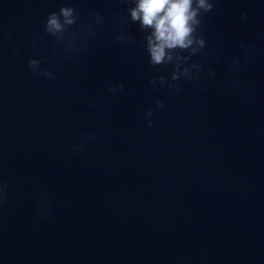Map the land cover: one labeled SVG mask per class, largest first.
Masks as SVG:
<instances>
[{
	"label": "water",
	"instance_id": "obj_1",
	"mask_svg": "<svg viewBox=\"0 0 264 264\" xmlns=\"http://www.w3.org/2000/svg\"><path fill=\"white\" fill-rule=\"evenodd\" d=\"M62 4L76 32L89 12L104 17L70 55L43 31ZM126 7L0 0V264H264V0H216L202 18L206 48L189 61L199 75L178 94L148 82L170 67L113 38L122 20L142 39ZM241 43L247 60L230 70ZM85 133L96 140L73 151Z\"/></svg>",
	"mask_w": 264,
	"mask_h": 264
},
{
	"label": "clouds",
	"instance_id": "obj_2",
	"mask_svg": "<svg viewBox=\"0 0 264 264\" xmlns=\"http://www.w3.org/2000/svg\"><path fill=\"white\" fill-rule=\"evenodd\" d=\"M126 7L127 19L135 24L142 34L139 41H131L123 31L124 22L118 21L120 30L113 34L118 43H138L144 50L147 62L150 66L170 67L169 74H159L149 79V84L167 86L174 94L181 92L179 80H192L199 75L201 65L195 61L189 62L192 57L201 54L206 48V40L201 34V24L204 14L211 12L216 0H121ZM90 23L80 32L73 31L77 24L78 14L70 4H62L58 11H51L43 21V31L54 38L57 45L64 42L65 53H76L77 43H83L93 37V26H99L104 22V17L98 12L88 13ZM116 20V17H113ZM241 20H246V15L241 13ZM35 45L36 41H32ZM245 52L240 58L233 59L230 70L239 66L241 59L247 60V46L241 43ZM27 66L31 72L45 79H53V73L47 68L41 67L39 59H29ZM211 69L207 75L212 76ZM235 87H240L239 81H231ZM123 85H108V92L117 94ZM251 93V90H250ZM158 108L164 105L160 99L154 101ZM152 109L144 113L146 126L152 127ZM96 137L92 133H85L79 144L72 146V150L83 151L84 146ZM6 184L0 181V204L5 200ZM37 211L48 215L50 205L46 198L39 202Z\"/></svg>",
	"mask_w": 264,
	"mask_h": 264
}]
</instances>
